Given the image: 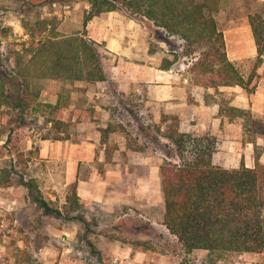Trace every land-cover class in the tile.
Returning <instances> with one entry per match:
<instances>
[{"label": "trees", "instance_id": "16d2710c", "mask_svg": "<svg viewBox=\"0 0 264 264\" xmlns=\"http://www.w3.org/2000/svg\"><path fill=\"white\" fill-rule=\"evenodd\" d=\"M23 2L30 10L37 8L36 14L40 13L39 8L42 6L52 9L53 4L63 6L81 2L88 4L89 8L84 9L82 29L77 32L57 33L55 20L48 17L37 18L33 21V27L24 26L29 39L22 51L27 56L20 52L11 72L0 76V103L8 101L11 94L10 88L5 92L4 82H14L18 91L12 106L20 109V116L32 110L39 94V87L35 84L37 80L53 79L67 83L106 80L108 58L103 44L90 38L85 26L93 16L115 9L141 17L180 41V54L189 60L185 69L189 84L215 90L220 86H238L247 95L255 90L257 62L264 54V17L259 13L247 16L258 58L245 77L228 58L223 32L216 23L215 12L220 0ZM2 33L6 35L7 30L2 29ZM174 63L173 59L163 58L159 66L169 68ZM132 95L135 97L134 104H140L138 98L144 95ZM142 103H145V97ZM218 106L219 114L225 115L228 120H242V142H250L254 146L252 166H245L243 161L237 167L229 168L212 163L213 138L207 134L201 136L180 131L178 116L174 112L163 113L159 121L154 122L149 108L143 105L140 108L147 114V120L141 119L137 105L126 109L136 124L134 133L128 128L131 120L120 121L113 114H110L112 119L106 127L100 128V140L106 144L105 161L109 163H112V154L116 148V144L109 141L112 132L122 134L126 140V149L135 152L146 150L144 145L138 143L141 135L148 139L165 138L173 146L179 162L167 159L171 156L168 151L167 158L159 165L163 205L161 223L186 252L205 250L212 264L229 253H264V163L259 159L260 151L256 145L257 137L264 138V120L254 117L249 107L231 105L225 98L220 99ZM130 113L139 114V121H134ZM46 123L41 139H65L68 137V127L76 125L51 119H47ZM62 131L64 135L58 134ZM123 160H126L125 153ZM25 164L22 154L13 158L7 167L0 169V184L5 185L10 177L18 175L45 214L60 215V211L50 207L43 198L35 181L24 179ZM66 200V208L70 211L84 208L78 203L76 183L70 185V194ZM77 220L85 224L86 229L89 228V223L82 216H78Z\"/></svg>", "mask_w": 264, "mask_h": 264}, {"label": "crops", "instance_id": "0c3cea01", "mask_svg": "<svg viewBox=\"0 0 264 264\" xmlns=\"http://www.w3.org/2000/svg\"><path fill=\"white\" fill-rule=\"evenodd\" d=\"M80 4L83 10L87 9L88 4ZM71 5L72 3L63 5L61 8L68 9ZM52 10L49 7L47 10L41 7L39 14L35 12L29 16L35 21L37 18L50 16ZM19 11L18 23L15 26L22 32L19 52L24 53L23 45L27 46L29 39L24 29V26H27V14L24 10ZM0 13L5 14L6 11L2 10ZM7 24L9 30H6L12 31V20ZM85 28L88 36L103 44L105 52L114 60L112 67L109 66L107 69L106 80L93 83L83 81L67 83L53 79L35 81L39 87V94L32 109L35 102L48 104L51 108L48 120L76 123L68 127L66 131L68 137L62 140L41 139L30 133L29 127L22 121L26 114L20 116V109L12 106L9 97L8 101L1 102L0 169L7 167L13 158L22 154L26 160L25 171H28L29 177L35 181L47 203L49 204L51 200L58 208L59 205L67 207L66 196L70 194V185L76 183L78 203L89 210L83 216L88 220L92 205L96 206L97 211L106 212V216L109 214L112 216L111 213L116 208L133 203L132 188L146 189L151 187L150 182H153L157 185L161 198L162 195L159 179L161 163L136 155L144 152L127 150L126 140L122 134L110 133L109 141L115 143L116 148L112 154V163L105 161L106 144L100 140V128L106 127L112 119L109 114L111 104L107 103L103 107L94 106L95 109L90 111L92 114H87L89 101L86 102L85 99L89 100L91 96L97 95L108 97V94L119 90L142 93L154 122L159 121L161 114L174 112L178 116L180 131H196L213 136L214 139L220 137L221 140H227L229 138L227 130L233 120L219 114L218 102L225 98L231 105L248 107V98L238 86H220L215 90L212 87L192 85L185 75L186 70L174 69L172 66L160 68L162 59L169 56L164 54L160 47L150 49L151 35L148 23L141 17L130 15L122 9H115L93 16ZM81 29L82 25L77 29L62 31V34ZM4 74L5 72L0 71V76ZM112 81L114 85L111 88ZM38 82L42 83L38 85ZM3 86L5 92L10 88L12 93L13 89L8 81H5ZM38 118L41 116L38 115ZM58 134L65 133L62 131ZM243 144L247 150L248 147L245 145L250 142ZM241 148L243 149L241 146L238 149ZM219 152L223 155L222 151L216 153ZM123 153L126 156L125 161ZM135 156L138 157L137 160L132 161ZM241 161L245 166H250L245 159H240L237 165L232 167H237ZM138 167L143 168L144 178L140 176ZM60 180L62 183L59 186ZM50 188L55 190V194L50 195V192L45 191ZM46 195L51 197L48 199ZM47 215L49 214H45L39 204L32 199L19 176L10 177L5 185L0 184V264H69L64 263L66 258H63L68 249L61 250L49 238H47L49 242H44L42 235L72 236L77 230L78 223L71 217L72 224L61 230L47 224L46 221L42 226L43 218ZM90 219L97 220L95 217ZM241 254L245 256L250 253Z\"/></svg>", "mask_w": 264, "mask_h": 264}, {"label": "rangeland", "instance_id": "374dc122", "mask_svg": "<svg viewBox=\"0 0 264 264\" xmlns=\"http://www.w3.org/2000/svg\"><path fill=\"white\" fill-rule=\"evenodd\" d=\"M23 1L0 0V12L2 10L6 11L5 14L0 13V71L5 73L11 72L21 50L22 32L15 26L18 23L19 10H24L27 14L26 25L33 27V18L29 15L34 14L37 8L34 9L33 7L30 10ZM80 3L73 2L68 9L53 4L52 12L54 11V13L51 12L50 16L45 17L55 20L57 33L62 34V31H70L71 29L81 27L84 10ZM42 7L45 10L48 9V6ZM253 13H259L264 17V0H220L219 7L215 12L217 26L224 35L226 52L228 50L229 54L227 56L245 77L251 72L258 58L247 19L248 14ZM10 20H12L13 30L7 31V35L5 36L2 33V29L9 30L7 23ZM147 23L148 31L151 35L150 49L160 47L165 52L164 54L169 56L168 58H164L175 60L172 67L184 71L189 60L180 54V41L168 36L162 29L155 27L151 22L147 21ZM58 26L59 30H57ZM2 38L4 39L2 40ZM23 54L27 56L25 53ZM105 54L108 58V69L109 66L112 67L114 60L111 55L106 52ZM256 73L257 77L254 80L255 90L250 95L246 94L248 98L247 106L251 109L254 117L264 120V54L260 57V61L257 62ZM9 83L13 89L9 100L14 103L18 87L14 82ZM41 83L38 82V85ZM110 85L112 88L114 85L113 81L110 82ZM132 94L119 90V92L108 94V97H101V95L91 96V98H88L89 100L85 99L86 102L89 101L87 114H92L90 111L95 109L94 106L103 107L109 103L111 104L109 114H113L120 121L128 119L132 121L131 117L126 113V109L139 105L140 115H138L141 116V119L145 118L147 120V114L143 111V108H140L141 105L146 107V103H142L144 96L140 95L138 98L140 104H134L136 102H134L135 97ZM114 108L116 109L114 110ZM50 113L51 108L48 104L40 102L36 104L35 102L34 108L25 115L22 121H25L26 126L30 129V133L40 137L47 124L46 120L50 117ZM130 114L135 119L134 121H139L138 115L135 113ZM38 115L41 116L40 119ZM241 122L242 120L238 118L231 122L230 128L227 130V134L229 135L227 140H221L220 137L214 139L211 136L214 142L212 161L215 164L232 167L236 166L237 161L240 159H245L248 165H253L254 146L250 143L245 145L248 149H244ZM128 128L134 133L136 124L132 121ZM151 132L152 130L150 129ZM188 133L192 135H204V133L200 134L196 131ZM138 143L146 147L144 154L136 153L141 158L146 157L153 162L159 161L162 164L163 160L167 158L166 152L170 151L171 156L167 159L175 163L179 162V156L165 138L148 139L141 135ZM256 145L260 151L259 159L264 163V138L257 137ZM236 146L238 148L241 146L243 149H238ZM218 151H222L223 155L220 152L216 153ZM137 158L135 156L132 158V161L137 160ZM132 161H130V164ZM138 169L140 176L144 178L143 168L138 167ZM29 178L27 171L24 179L27 180ZM124 179L126 178L124 177ZM61 183L62 181L60 180L59 186ZM150 183L151 187L146 189L140 187L136 190V188H132L133 203L130 202V204L116 208L111 213L112 216L110 214L106 216V212H103V210L97 211L96 206L92 205L93 209L92 207L90 208L91 216L86 220L83 216L89 212L88 209L83 208L77 211H70L64 205H59L60 208L56 207V204L50 200L49 206L58 209L61 214L47 215L43 218L42 226H44L43 223L46 224L47 222V224H52L61 230V228H67L72 224L71 217L74 218L75 223H78V225L76 226L77 230L75 234L72 236L59 234L57 237H51L43 234V241L49 242L47 240L49 238L61 250L67 248L68 250L63 255V258H66V260L63 261L69 264H75V262L77 264H212L205 250L194 249L186 252L176 238L167 231L161 223L162 198L160 197L159 189L153 182ZM45 191L47 193L50 192V195L55 194V190L51 188ZM50 195H46L48 199L51 197ZM62 197L63 195H61ZM135 200L137 201L135 202ZM78 216H82L89 223L88 229H86L85 224L78 222ZM91 217H95L97 220L90 219ZM61 258L60 252L59 260ZM214 264H264V253H250L245 256L242 254L240 256L238 253H229Z\"/></svg>", "mask_w": 264, "mask_h": 264}, {"label": "built area", "instance_id": "2783aa9c", "mask_svg": "<svg viewBox=\"0 0 264 264\" xmlns=\"http://www.w3.org/2000/svg\"><path fill=\"white\" fill-rule=\"evenodd\" d=\"M13 162H15V160L13 161ZM15 164V163H14ZM25 178V177H24Z\"/></svg>", "mask_w": 264, "mask_h": 264}]
</instances>
